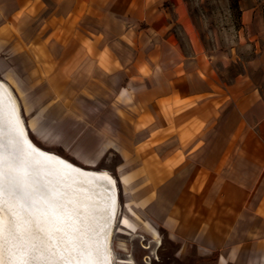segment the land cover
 I'll use <instances>...</instances> for the list:
<instances>
[{"label":"crops","instance_id":"crops-1","mask_svg":"<svg viewBox=\"0 0 264 264\" xmlns=\"http://www.w3.org/2000/svg\"><path fill=\"white\" fill-rule=\"evenodd\" d=\"M236 65L185 0H0V69L50 85L30 132L58 124L61 143L90 124L86 146L122 153L131 203L170 239L217 264H264V47Z\"/></svg>","mask_w":264,"mask_h":264},{"label":"rangeland","instance_id":"rangeland-1","mask_svg":"<svg viewBox=\"0 0 264 264\" xmlns=\"http://www.w3.org/2000/svg\"><path fill=\"white\" fill-rule=\"evenodd\" d=\"M185 2L205 45L210 49L219 47L221 50L231 52L237 61L236 72H245L246 62L256 57L264 47V0H185ZM244 16L258 20L260 34L250 37L244 24ZM5 56L9 60L10 54ZM20 62L17 61L16 64ZM9 71H15L18 77L12 81L6 78L5 73ZM19 71L13 68L4 71L0 69V80L12 92L21 118L30 132L28 122L38 111L39 105L48 100L51 93L50 85L42 83L34 87L28 86L26 78L20 75ZM71 77H74V73ZM76 78L78 81L84 80L79 76ZM256 78L260 87L264 89V71H260ZM78 87L79 85L68 86V93H72ZM58 127L57 124L48 135L41 138L35 137L31 132L29 134L40 148L62 156L84 169L106 172L115 183L117 212L110 240L112 264H217L216 260L198 255L191 245L187 247L170 239L163 228L145 217L131 203L129 193L124 189L119 175L114 170L117 163L123 159L122 153L105 147L98 150L96 146L87 147L92 138L90 124L80 127L79 130L82 132L75 139L74 127L67 132L65 138L61 140V143L72 142L67 148L62 147L60 143L61 134ZM82 140H85L83 145L78 147Z\"/></svg>","mask_w":264,"mask_h":264},{"label":"water","instance_id":"water-1","mask_svg":"<svg viewBox=\"0 0 264 264\" xmlns=\"http://www.w3.org/2000/svg\"><path fill=\"white\" fill-rule=\"evenodd\" d=\"M29 133L12 92L0 80V211L8 212L31 236L42 237L47 222L63 226L68 202L82 196L93 173L102 172L40 148ZM115 193L113 223L116 187Z\"/></svg>","mask_w":264,"mask_h":264},{"label":"bare ground","instance_id":"bare-ground-1","mask_svg":"<svg viewBox=\"0 0 264 264\" xmlns=\"http://www.w3.org/2000/svg\"><path fill=\"white\" fill-rule=\"evenodd\" d=\"M91 176L82 196L72 200L76 205L68 202L63 226L47 222L42 237L0 211V264H112L115 186L106 172Z\"/></svg>","mask_w":264,"mask_h":264}]
</instances>
